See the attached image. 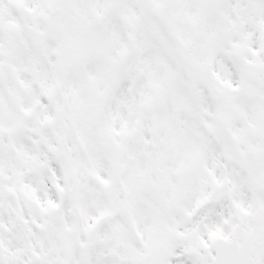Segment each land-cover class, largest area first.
Here are the masks:
<instances>
[{"label": "snow or ice", "instance_id": "1", "mask_svg": "<svg viewBox=\"0 0 264 264\" xmlns=\"http://www.w3.org/2000/svg\"><path fill=\"white\" fill-rule=\"evenodd\" d=\"M0 264H264V0H0Z\"/></svg>", "mask_w": 264, "mask_h": 264}]
</instances>
